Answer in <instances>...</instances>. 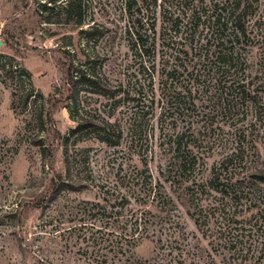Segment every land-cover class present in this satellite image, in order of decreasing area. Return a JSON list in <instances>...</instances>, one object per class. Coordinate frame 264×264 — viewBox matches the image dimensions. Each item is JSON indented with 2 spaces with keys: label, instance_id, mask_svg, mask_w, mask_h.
I'll return each mask as SVG.
<instances>
[{
  "label": "rangeland",
  "instance_id": "1",
  "mask_svg": "<svg viewBox=\"0 0 264 264\" xmlns=\"http://www.w3.org/2000/svg\"><path fill=\"white\" fill-rule=\"evenodd\" d=\"M163 3L0 0V264H264V0L237 13L250 93L226 108L193 46L236 0ZM70 64L97 84L75 102Z\"/></svg>",
  "mask_w": 264,
  "mask_h": 264
},
{
  "label": "trees",
  "instance_id": "2",
  "mask_svg": "<svg viewBox=\"0 0 264 264\" xmlns=\"http://www.w3.org/2000/svg\"><path fill=\"white\" fill-rule=\"evenodd\" d=\"M153 1L155 6H157V0ZM165 4L166 0H164L163 6ZM242 4L243 0H236L237 8L231 10V12L226 8V4L222 7L219 5L211 7V38L206 40L205 43L200 40L196 44L197 46H193L194 43H191L193 49L200 53L197 60V67L202 66L207 72V76L199 74V77L196 78L199 81L203 77L210 79L211 103L214 102L222 108H226L238 100L245 99L250 93L248 92L250 90L249 84L245 79L240 78L241 71L244 73L243 69L247 67L246 58L241 52V45H243L242 42L249 40L244 22H242L243 16L241 14L237 15ZM160 7H162V4ZM243 13L244 11H242ZM132 50L134 52L139 51L145 53L149 56L151 55L148 41L143 40V37L140 35H138L137 39H134ZM205 81L203 82L205 83ZM82 84L89 86L97 85L93 76L85 74L84 72H78L73 64H70L66 71L67 101L75 102L77 100V88ZM207 86L206 83L203 86L199 85L198 91L201 90L203 92L205 88L210 91V86ZM88 127L89 124L83 122L79 124L74 132H79ZM108 139L103 138V142L110 143ZM182 139L183 136L179 137L175 144L177 164L175 165L174 175L180 181L186 180L187 173L195 169L197 162V157L193 156L189 148H186L187 152L181 156ZM112 145L117 146L119 143L117 142ZM257 179L264 184L263 176H257Z\"/></svg>",
  "mask_w": 264,
  "mask_h": 264
}]
</instances>
